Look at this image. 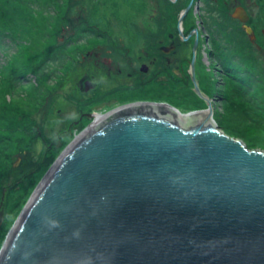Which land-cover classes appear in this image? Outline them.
<instances>
[{
    "label": "water",
    "instance_id": "95a60500",
    "mask_svg": "<svg viewBox=\"0 0 264 264\" xmlns=\"http://www.w3.org/2000/svg\"><path fill=\"white\" fill-rule=\"evenodd\" d=\"M192 113L138 102L95 117L26 201L0 264H264V150Z\"/></svg>",
    "mask_w": 264,
    "mask_h": 264
},
{
    "label": "rangeland",
    "instance_id": "374dc122",
    "mask_svg": "<svg viewBox=\"0 0 264 264\" xmlns=\"http://www.w3.org/2000/svg\"><path fill=\"white\" fill-rule=\"evenodd\" d=\"M187 1L0 0V106L6 104L0 107V206L6 199L5 207L0 208L1 214L5 210V217L1 219L5 226L0 228V248L26 201L53 163L47 167L43 162L36 172L26 175L25 179L34 185L27 190L24 187L29 182L20 181L23 174L40 160L44 145L48 142L50 145L55 132L63 128L72 113L87 106L85 97L74 91V82L87 73L100 84L94 94L98 98L133 96L134 86L129 83L136 78L134 74L128 75L131 67L126 57L132 56L134 29L140 32L141 43L150 30L162 33L165 27L168 31L177 21L179 23L182 15V9L179 16L174 15L173 2L182 8ZM190 6L189 14L183 18L200 29L194 15L190 16L194 5ZM103 44L112 49L107 55L115 54V57L117 52L110 44H123L118 50L122 56L121 66L116 62L120 73L107 74L102 60L108 56L105 49L99 47ZM209 48L205 46V50ZM201 57L210 82L209 59L203 53ZM10 63L13 64L10 66ZM23 64L31 66L26 75L19 74ZM142 78L148 81L143 87H149L150 91L140 89L138 95L153 94L155 99L172 104L182 113L194 109L196 103L190 99L188 91L173 93L171 89H177L174 86L168 96L162 97L164 88L160 83L150 82L151 75ZM116 88L120 89L118 94ZM241 103L249 113L240 109L221 111L222 115L216 119L226 134L241 138L249 148L264 150V120L260 122L256 117L259 110L252 102L242 99ZM53 154L50 151L46 156Z\"/></svg>",
    "mask_w": 264,
    "mask_h": 264
},
{
    "label": "flooded vegetation",
    "instance_id": "af4514ba",
    "mask_svg": "<svg viewBox=\"0 0 264 264\" xmlns=\"http://www.w3.org/2000/svg\"><path fill=\"white\" fill-rule=\"evenodd\" d=\"M190 5H194L190 16L194 15V20H197L200 29L190 25L191 23L184 17L180 24L177 21L174 27L168 28V31H165V27L162 33L150 30L143 37L144 43L140 41V32L134 29L132 56L129 59L126 57L131 67L128 75L134 74L136 78L135 82L129 83L134 86V91L131 90L133 96L98 98L94 94L99 91V82L85 73L74 82L73 89L85 97L84 105L87 106L77 108L61 129L69 131L85 127L94 122L97 114H105L122 105L138 102L167 104L162 99H155L156 96L153 94L145 97L138 95L140 89L150 91L149 87H143L148 83L142 78L146 75H151L150 82H158L162 85L164 88L162 97L168 96L174 86H177V89H171L173 93L179 90L188 91L190 99L196 103L192 110L210 111L213 122L222 132H224L223 128L216 116L222 115L221 111L225 113L238 109L246 111L241 103L242 99L254 104L259 110L255 115L262 122L264 120V0H188L182 8L173 2L172 7L176 9L174 15L179 16L180 10ZM118 45L110 44L117 52L116 57L115 54L107 55L112 51L107 48V44L99 46L105 49V56H108L102 60L107 68V74L113 71L118 74L121 71L117 63L121 66L122 56L118 50H121L123 44ZM206 45L210 46L208 50H205ZM201 53L209 59L210 82L201 63L203 59ZM135 57L139 60L137 61ZM191 66L198 91L194 87ZM214 71L215 73H212ZM208 82L211 87L208 86ZM119 90L115 89L117 94Z\"/></svg>",
    "mask_w": 264,
    "mask_h": 264
},
{
    "label": "trees",
    "instance_id": "16d2710c",
    "mask_svg": "<svg viewBox=\"0 0 264 264\" xmlns=\"http://www.w3.org/2000/svg\"><path fill=\"white\" fill-rule=\"evenodd\" d=\"M11 61V60H10ZM13 63H10V66L12 65ZM21 68L19 70V74L20 75H26L27 73H29L31 70V66H28V65H25L23 64L22 67H19ZM15 71V70H14ZM2 106L0 107H5L6 104H1ZM83 128V126L81 128H79L78 130H81ZM73 131L71 130H62L60 129L59 131H56L55 132V135L53 136V138L51 139L50 141V145H47L49 144V142L44 145L45 148L43 150V154L41 155L40 157V160L35 164V166L30 169L29 171H27L25 174H23L24 176L20 179V181L23 182V184L26 183V181H28L29 183L24 187L26 190L31 187L32 183L31 181L28 179L26 180L25 177L26 175H29V174H32L34 172H36L37 169L41 168V165L43 162L45 166L49 167L53 161L55 160L56 158V155L64 148V146L69 142V140L72 138V135H73ZM50 151H53V155H51L49 158H47V153H49ZM21 182V183H22ZM35 184V183H34ZM34 185H32L33 187ZM4 190V188L2 189ZM4 197H5V194H4ZM6 200V199H5ZM3 199L2 201V206L3 208L5 207L4 204L6 205V201ZM0 201H1V197H0ZM0 206V208L2 207ZM5 217V210L3 211V214H2V218ZM4 224V221L2 220L1 221V224H0V228L1 226ZM5 226V224L3 225Z\"/></svg>",
    "mask_w": 264,
    "mask_h": 264
},
{
    "label": "bare ground",
    "instance_id": "6f19581e",
    "mask_svg": "<svg viewBox=\"0 0 264 264\" xmlns=\"http://www.w3.org/2000/svg\"><path fill=\"white\" fill-rule=\"evenodd\" d=\"M207 113H209V111L207 112V111H201V112H197V113H192V114H186V115H208ZM96 120H95V122L94 123H96L97 121H99L100 119H102V118H104L105 117V115L103 116V114L101 115V114H97L96 115ZM212 122V121H211ZM93 123V124H94ZM92 124V125H93Z\"/></svg>",
    "mask_w": 264,
    "mask_h": 264
}]
</instances>
